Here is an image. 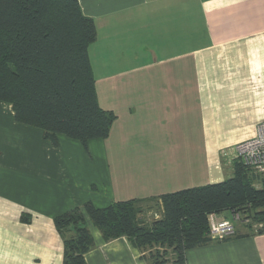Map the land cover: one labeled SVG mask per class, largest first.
<instances>
[{"label": "crops", "instance_id": "1", "mask_svg": "<svg viewBox=\"0 0 264 264\" xmlns=\"http://www.w3.org/2000/svg\"><path fill=\"white\" fill-rule=\"evenodd\" d=\"M77 1L96 27L97 101L116 120L85 148L63 135L52 146L0 102V264H62L54 218L85 203L230 178L223 154L264 124V0ZM86 224V264H146L126 238L104 242ZM185 264H264V233L190 249Z\"/></svg>", "mask_w": 264, "mask_h": 264}, {"label": "trees", "instance_id": "2", "mask_svg": "<svg viewBox=\"0 0 264 264\" xmlns=\"http://www.w3.org/2000/svg\"><path fill=\"white\" fill-rule=\"evenodd\" d=\"M95 40V24L77 0H0V102L11 105L16 122L42 130L52 146L63 135L85 148L89 140L106 139L116 120L97 101L88 58ZM231 164L232 176L220 183L104 208L85 203L56 216L62 264H86L94 248L86 218L104 242L126 238L146 264H185L186 251L214 243L209 215L251 219L245 235L224 241L263 234L264 228H252L264 217V177L237 159ZM146 210L154 211L152 218Z\"/></svg>", "mask_w": 264, "mask_h": 264}, {"label": "built area", "instance_id": "3", "mask_svg": "<svg viewBox=\"0 0 264 264\" xmlns=\"http://www.w3.org/2000/svg\"><path fill=\"white\" fill-rule=\"evenodd\" d=\"M228 154L231 155L232 161L237 159L255 175L264 177V124L257 125L254 137L237 143L230 151L225 152L223 155L228 156ZM154 217L157 218L155 215ZM207 220L209 237L212 241H224L235 235L236 221L233 214L229 213L228 217L223 216V214L209 215ZM248 222H250L249 219L246 223ZM260 225L264 226V219ZM253 226L256 227L257 225Z\"/></svg>", "mask_w": 264, "mask_h": 264}, {"label": "rangeland", "instance_id": "4", "mask_svg": "<svg viewBox=\"0 0 264 264\" xmlns=\"http://www.w3.org/2000/svg\"><path fill=\"white\" fill-rule=\"evenodd\" d=\"M148 206V205H147ZM147 206H145V207H147ZM152 213H154V211H149V210H146L145 211V215H146V219H148V218H152L153 217V214ZM230 214H233L234 215V218H235V225H245V226H247V225H249V224H251V219L250 218H247L246 216H243L242 214H239V213H237V212H234V213H230ZM237 215H238V217H237ZM250 220V222H248V223H246V221L247 220ZM263 219H264V217H263ZM262 222V221H261ZM261 222H258V224H255V225H257L256 227H254L253 226V231L255 230V229H258V228H264V226H262V225H260V223ZM169 264H171V261L169 260Z\"/></svg>", "mask_w": 264, "mask_h": 264}]
</instances>
